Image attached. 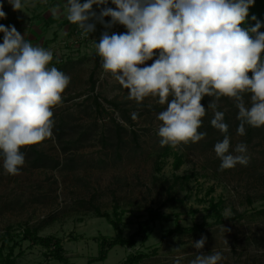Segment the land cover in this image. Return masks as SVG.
<instances>
[{
	"label": "rangeland",
	"instance_id": "rangeland-1",
	"mask_svg": "<svg viewBox=\"0 0 264 264\" xmlns=\"http://www.w3.org/2000/svg\"><path fill=\"white\" fill-rule=\"evenodd\" d=\"M79 29L52 32L50 46L45 48L53 53L48 67L70 76L62 102L52 109L54 125L64 124L65 141L53 134L41 144L46 154L62 164L56 169L36 168L25 161L18 175H10L0 157V237L10 240L3 258L16 242L10 264H88L99 256L104 236H117L113 225L97 215L95 206L114 219L117 208L126 237L139 229V223L149 217V208L154 207L170 219L153 223L135 246H115L106 260L93 264H124L136 252L148 255L138 264H175L180 256V264H189L196 255L192 241L202 235L207 243L201 251L209 255L220 252L218 264H264V141L247 142L245 136L229 134L230 151L243 142L250 161L247 166L238 164L226 170H220L221 160L214 152L215 143L223 140L220 132L214 134L212 145L209 135L195 143L161 146L157 135L161 122L156 117L166 105L153 97L141 103L130 100L128 90L103 70L102 58L96 54L95 44L104 30L83 36ZM93 73L97 80L94 92ZM95 94L105 108L102 114L96 110ZM105 99L118 103L119 109ZM245 104L250 105V97ZM225 106L223 103L228 110ZM124 111L131 119L137 114L133 125L123 119ZM114 119L126 128L122 141L114 133ZM81 133H86L85 138L76 143ZM103 134L108 136L106 143ZM69 140L75 143L71 145ZM66 145L71 146L65 151L62 147ZM176 152L183 156L179 169L174 165ZM175 176L191 177L174 184ZM212 202L221 203L220 220ZM178 223L191 230L164 238ZM26 227L37 229L40 236L59 238L67 260H59L53 246L24 238Z\"/></svg>",
	"mask_w": 264,
	"mask_h": 264
},
{
	"label": "clouds",
	"instance_id": "clouds-1",
	"mask_svg": "<svg viewBox=\"0 0 264 264\" xmlns=\"http://www.w3.org/2000/svg\"><path fill=\"white\" fill-rule=\"evenodd\" d=\"M8 3L14 11L25 6L22 0ZM108 3L67 0L66 19L86 36L96 30V23L109 30L117 24L127 29L104 31L95 44L96 54L102 58L103 70L128 90L130 100L141 103L153 97L166 105L156 117L161 122L157 131L161 146L176 147L206 137L198 129L206 114L201 101L207 96L212 98L207 105L213 112L211 126L223 134L214 145L220 170L247 166V145L237 143L230 151L225 113L217 109L221 97L234 99L238 136L246 135V125L264 126V32L260 31L264 24L253 15L255 25L241 27L255 0H111L115 8ZM2 8L0 18H6ZM56 14L53 9L52 15ZM105 17L110 21L105 22ZM0 33V153L5 172L18 175L25 164L21 149L53 135L52 109L62 102L70 76L49 68L52 51L29 43L14 25L0 24ZM244 93L250 94L249 106ZM132 119H137L136 113ZM206 243L204 235L192 241L196 255L189 264L222 260L220 252L201 251ZM182 259L177 257L175 264Z\"/></svg>",
	"mask_w": 264,
	"mask_h": 264
},
{
	"label": "trees",
	"instance_id": "trees-1",
	"mask_svg": "<svg viewBox=\"0 0 264 264\" xmlns=\"http://www.w3.org/2000/svg\"><path fill=\"white\" fill-rule=\"evenodd\" d=\"M253 15H255L257 17V19L262 22V24H264V0H255L254 5L249 8V15L246 18L245 22L241 25V27L250 28V27L254 26L256 21H253L251 19V17ZM260 31L264 32V27H261ZM100 36H101V34L99 33V38H100ZM261 59L264 60V54H262ZM50 63H52V61ZM251 75H252V73L249 72L250 77H251ZM96 85H97V80H95V75L93 73L91 75V90L93 92L96 89ZM243 95H244V100H246V101L250 97V94H248V93H244ZM171 99H172V97L170 96L169 100H171ZM211 99L212 98L206 96L201 101V103L206 108V114L202 118L201 127L198 129V132H206L207 133L206 137L209 135L212 136L211 139L209 138L210 143L213 142L212 139L215 138L214 134L219 133V131L216 130L215 128H213L211 126V123H210L211 118L213 116L210 117V114H212V110L207 109V105ZM105 100L111 104H115V107L119 109L118 103H113L112 101L107 100V99H105ZM94 103H95L97 112L102 114V112L105 110V108L103 106V103L101 102V97L99 94H95ZM223 103H225L227 105L225 107L229 108L228 110H224V108L222 107ZM219 109H220V111H223L225 113V122L229 126V130H228L227 134L233 135L234 133H237L236 130H237V127H238L240 122L237 120L238 109L236 107V103H235L234 99L229 98V97H221L220 100L218 101V110ZM123 119L127 122H130V124L133 125V120L128 115L127 111H124ZM114 122H115L114 133L118 136V141H122V133H123V131H126V128L120 122H117L115 119H114ZM245 127H246V135H244V136L247 137V139H246L247 142H251L255 138H260L261 140L264 141V126L256 128V127H251V126L246 125ZM133 132H134V135L136 138L137 135H136L135 131H133ZM53 134L56 135V137L59 141H61V142L65 141L64 136L66 134V131H65L64 124L60 123L59 125H54ZM84 135H86V133H81V135L78 138V140L76 141V143L81 142L83 140V138H85ZM51 138H52V136L50 138H46L41 143L22 148L21 151L25 155V161L28 162L32 167H36V168L56 169V168L60 167V165L62 164L61 161L55 157H52V156L46 154L45 151H43L41 148V144H43L44 142L48 141ZM107 139H108V136L106 134H103V142L104 143L107 142ZM69 142L71 143V145L73 143H75L72 140H69ZM71 145L63 146L62 149L66 151L69 149V147ZM211 145H212V143H211ZM1 156H3L2 153H0V157ZM182 163H183V156L179 155V153L176 152L175 164H174L175 168L179 169L181 167ZM190 177L191 176H186V177L175 176L174 184L178 183L180 180H183V179H185V180L190 179ZM169 200H173L172 195H169ZM211 208L214 210L218 220H220L222 217V215H221V203L220 202L219 203L212 202ZM94 210L96 211V213L99 217L106 218L113 225L114 229L117 232V236L116 237L104 236L101 240V243H100V254H99V256L94 258V259H91L88 262V264H93L94 262H97V261L106 260L108 257V252L111 249H113L115 246H118V245L119 246H127V247L135 246L138 242L137 238L140 235L144 234L146 231H149L152 228L151 225L153 223L160 221V220L165 221V220L170 219V216L163 213L161 211V209L150 207L149 211H148L149 212L148 219L141 221L139 223V229L135 233L130 235L129 237H126L124 235V230L121 226V219L119 218L117 208L115 209V212H114V216H116L115 219L112 217V215L110 213L102 212L99 207L95 206ZM203 224H205V223H203ZM203 224L196 225L195 227L203 226ZM186 230H191V229H185L184 227H182L178 223L176 228L171 229L170 231H168L164 235V238H166L168 235H172L176 232H184ZM22 234H23L24 238L31 239L36 243L43 244L47 247L53 246L54 247V253L56 254V257L61 261L67 260V258L63 255L64 247H63L61 240L59 238H57L55 236H47V237L40 236L37 229H31L29 227H26ZM0 238L3 241V243L0 245V257H1L0 264H3V263L10 264L12 262L10 259V256L12 254L14 246L17 245V243L15 242L11 247H9L10 248L9 254L4 259L3 258V250L8 245V242L10 240L6 237H0ZM11 239L13 240V237ZM147 256H148L147 253H144V252L132 253L128 256V258L126 259L124 264H138Z\"/></svg>",
	"mask_w": 264,
	"mask_h": 264
},
{
	"label": "crops",
	"instance_id": "crops-1",
	"mask_svg": "<svg viewBox=\"0 0 264 264\" xmlns=\"http://www.w3.org/2000/svg\"><path fill=\"white\" fill-rule=\"evenodd\" d=\"M80 2L84 3L86 0H80ZM22 3L25 5L23 9L14 11L8 0H0V5H3L2 10L6 13V18H0V24L14 25L21 35L26 34L25 39L34 46L47 48L51 43L50 35L52 32L55 35H57L58 29L62 30L61 32L64 30L73 32L78 27L66 19L65 6L67 0H22ZM47 3L48 5L45 6L44 4ZM108 6L115 8V5L111 4V0H109ZM53 9L57 10L56 15H52ZM93 10L99 13V8L95 5ZM104 19L105 22H108L111 18L105 17ZM96 30L97 32L110 31L100 23H96Z\"/></svg>",
	"mask_w": 264,
	"mask_h": 264
},
{
	"label": "built area",
	"instance_id": "built-area-1",
	"mask_svg": "<svg viewBox=\"0 0 264 264\" xmlns=\"http://www.w3.org/2000/svg\"><path fill=\"white\" fill-rule=\"evenodd\" d=\"M115 30H113L112 29V31L111 32H115V33H119L120 31H122V30H127L124 26H122V25H119V24H117V25H115ZM80 30V29H79ZM78 30V31H79ZM80 31H82V30H80ZM83 36H85L84 34H83V32L81 33ZM81 35V36H82Z\"/></svg>",
	"mask_w": 264,
	"mask_h": 264
}]
</instances>
